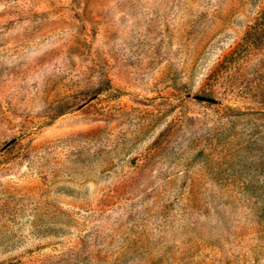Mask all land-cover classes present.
Segmentation results:
<instances>
[{"label":"rangeland","instance_id":"rangeland-1","mask_svg":"<svg viewBox=\"0 0 264 264\" xmlns=\"http://www.w3.org/2000/svg\"><path fill=\"white\" fill-rule=\"evenodd\" d=\"M0 264H264V0H0Z\"/></svg>","mask_w":264,"mask_h":264}]
</instances>
